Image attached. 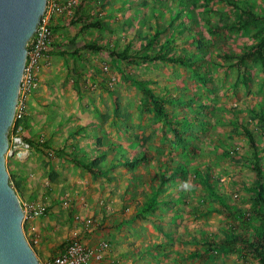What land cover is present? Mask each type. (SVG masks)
<instances>
[{
	"label": "rangeland",
	"instance_id": "374dc122",
	"mask_svg": "<svg viewBox=\"0 0 264 264\" xmlns=\"http://www.w3.org/2000/svg\"><path fill=\"white\" fill-rule=\"evenodd\" d=\"M232 1L264 15V0ZM53 4L59 10L50 15L49 52L11 127L30 150L27 157L6 154L40 262L77 239L89 247L106 242V264H261L249 247L261 209L244 130L255 136L264 175V67L226 56L254 48L263 32L235 30L239 11L225 0H48ZM95 22L102 26L81 30ZM172 34L170 55L186 56L187 64L142 61ZM86 43L104 50L82 49ZM105 48L127 49L135 60L120 61ZM132 78L166 96L170 116L187 120L175 124L178 134ZM104 153L103 176L73 162ZM143 154L134 167H111L121 156ZM203 177L244 218L229 217ZM156 188V209L137 216Z\"/></svg>",
	"mask_w": 264,
	"mask_h": 264
},
{
	"label": "water",
	"instance_id": "95a60500",
	"mask_svg": "<svg viewBox=\"0 0 264 264\" xmlns=\"http://www.w3.org/2000/svg\"><path fill=\"white\" fill-rule=\"evenodd\" d=\"M48 0H0V264H41L26 238L25 211L6 165L28 46Z\"/></svg>",
	"mask_w": 264,
	"mask_h": 264
},
{
	"label": "trees",
	"instance_id": "16d2710c",
	"mask_svg": "<svg viewBox=\"0 0 264 264\" xmlns=\"http://www.w3.org/2000/svg\"><path fill=\"white\" fill-rule=\"evenodd\" d=\"M211 1V0H209ZM222 1V0H221ZM227 4H231V6L235 7L238 9L239 14L237 16V21L235 23V30L237 31H245L247 29H255V30H261L263 32L262 37L260 40L256 43L255 47L243 52L241 54H237L234 57L233 56H226L228 58H233L236 59V64H243L245 61H256L262 64L264 67V15H260L255 11L253 6L248 5V6H243L241 4H236L232 0H225ZM247 5V4H244ZM102 26L101 22H95V23H89L86 24L82 27V31L89 30L92 28H100ZM167 31V28L164 27L162 30L159 29L145 45L146 49H151L155 42L159 39V37L164 34ZM175 36L172 34L160 47V49L153 55H145L141 59L144 63L148 62H167V63H172V64H180V65H185L188 63V61L185 59L186 56H172L170 55V50H171V43H175ZM74 41V40H73ZM82 49L85 50H90L94 52H100L104 50L102 46H99L97 43H86L82 46ZM106 49V48H105ZM108 50V53L112 57H116L120 61H134L135 58L132 56V54L129 53L127 49L116 52L114 50ZM75 53H78L77 51ZM65 54V53H64ZM132 83L134 85H140L141 90L144 94V96L149 99L152 102L153 105V111L155 114L165 123L168 124L170 129L178 134L175 124L180 125V126H185L187 120L184 119H178L176 117L170 116L166 111H165V104L168 102V99L164 95H160L155 93V91L149 87L147 82L145 81H138L132 78ZM261 119L264 120V116H260ZM250 147L253 150V157H254V171L256 174V181H255V193L257 197V204L259 208L261 209L260 211V227L259 230L256 232V240L254 243H249L250 251L252 252V255L259 260L261 264H264V175H263V170L261 166V160L259 156V149L257 145V141L255 139V136L252 134V132L248 129L244 130ZM48 145V144H47ZM146 155V154H145ZM145 155L141 158H136V159H129L126 157L121 156L115 164H112L111 167H118V166H126V167H134L137 165L139 162L142 160H145ZM107 160V154H102L101 156H98L94 158L93 160L90 161H84L79 158H74L73 162L75 165L85 169L86 171L90 172L93 175L96 176H103L107 170H102V164ZM205 184L208 186L210 189L211 193L213 196L216 198V200L219 202L221 207L224 209V211L227 212V215L229 217H233L236 219L244 218V214H239L238 211L234 209L231 210V207L225 202V200L217 194L214 189L212 188L208 177H203L202 178ZM159 189L156 188L154 189V193L151 196L149 200L144 204L142 210L138 215L145 216L147 215L150 211H154L156 207L159 204ZM213 248V249H212ZM214 247L211 246V244H208L207 250L206 251H213Z\"/></svg>",
	"mask_w": 264,
	"mask_h": 264
},
{
	"label": "built area",
	"instance_id": "2783aa9c",
	"mask_svg": "<svg viewBox=\"0 0 264 264\" xmlns=\"http://www.w3.org/2000/svg\"><path fill=\"white\" fill-rule=\"evenodd\" d=\"M57 10H59L57 4L51 6L47 5V10L39 23L37 31L29 42L28 57L20 96L26 94L33 88L36 80V71L49 52L53 34L50 24V15L51 12ZM23 110L24 106L19 98L16 116L21 117ZM29 150L30 144L26 142L18 132L14 133L10 130L7 154L10 156L16 155L20 158L24 156L27 157ZM38 213L40 214V212H35V214ZM108 249L109 246L106 242H103L96 247H89L82 244L81 241L74 239L70 241L60 253L45 264H106L104 262V257ZM115 264H119V262H116Z\"/></svg>",
	"mask_w": 264,
	"mask_h": 264
}]
</instances>
